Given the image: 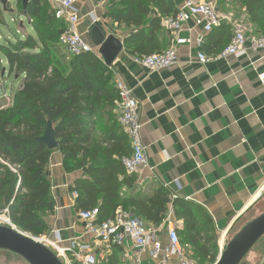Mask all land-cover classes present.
Segmentation results:
<instances>
[{
	"label": "crops",
	"instance_id": "1",
	"mask_svg": "<svg viewBox=\"0 0 264 264\" xmlns=\"http://www.w3.org/2000/svg\"><path fill=\"white\" fill-rule=\"evenodd\" d=\"M6 1L15 6V0ZM75 8L79 21L74 29L95 54L101 57L100 46L109 36L122 44L112 71L114 82L129 88L138 105L147 165L135 175L138 191L150 195L163 187L172 199L203 209L213 224L219 254L220 245L224 249L234 233L264 211V82L258 80L264 73V51L247 48L241 57L218 58L235 28L248 25L247 16L225 4L218 8L225 20L208 33L193 21L183 24L177 36L190 42L178 46L177 65L150 72L124 50L130 29L108 18V0H77ZM150 15L158 14L152 10ZM4 18L6 25L0 27L5 28L14 24L16 16L4 14ZM20 20L25 24L18 25L17 39L33 36L29 22ZM164 20L161 51L174 37L165 29ZM199 52L206 55L207 63H198ZM62 158L53 151L46 168L55 211L46 219L50 232L42 237L43 243L54 253L56 248L63 250L69 264H81L78 257L85 255L95 256L96 264L115 259L117 264H162L150 259L147 251L136 250L131 241L120 247L102 245L85 234L70 192L84 172L66 173ZM167 218L182 230L183 222L175 219L172 209ZM160 239L165 242L163 232ZM75 245L88 249L81 251ZM248 254L247 264H264V236Z\"/></svg>",
	"mask_w": 264,
	"mask_h": 264
},
{
	"label": "trees",
	"instance_id": "2",
	"mask_svg": "<svg viewBox=\"0 0 264 264\" xmlns=\"http://www.w3.org/2000/svg\"><path fill=\"white\" fill-rule=\"evenodd\" d=\"M206 1L221 4L223 0ZM226 1L244 12L256 33L264 35V0ZM14 7L6 1L4 12L0 0V25H6L4 14L25 18L34 35L0 44L8 75L23 77L12 99L0 103V215L32 237L49 234L46 219L54 214L55 203L46 168L57 151L66 173L84 172L70 187L71 193L78 194L76 212L96 208L103 221L121 208L158 228L172 209L175 219L183 222L182 230L176 228L181 246L197 264H215L217 237L204 210L172 199L163 187L145 195L138 191L136 176L125 172L121 160L130 156V147L116 123L119 94L112 69L95 53L70 56L66 52L59 43L65 25L55 19L47 1L27 0L24 9L21 0H15ZM152 10L158 15L151 17ZM176 13L173 0H108V18L130 29L123 47L136 58L161 52V23ZM47 122L58 143L55 150L38 142Z\"/></svg>",
	"mask_w": 264,
	"mask_h": 264
},
{
	"label": "built area",
	"instance_id": "3",
	"mask_svg": "<svg viewBox=\"0 0 264 264\" xmlns=\"http://www.w3.org/2000/svg\"><path fill=\"white\" fill-rule=\"evenodd\" d=\"M48 1L57 20L63 21L64 32L59 37V43L70 56H77L86 53H94L91 45L76 33L74 26L79 18L75 8L77 0H46ZM225 17L212 1L206 0H183L177 6V13L173 17L164 20V27L173 35L171 44L160 53L136 58L137 64L150 72H159L173 68L177 65V48L190 41L178 37L182 31V25L193 21L195 26H201L203 31L210 32L214 27H218ZM247 48L252 51H264V35L256 33L248 23L246 26L235 28L229 43L219 53L218 58L241 57L246 54ZM198 63L205 64L208 58L202 52L196 56ZM115 64L113 62L109 67ZM1 74V73H0ZM4 75V74H3ZM259 82H264V73L258 76ZM115 87L119 94V101L116 105V123L127 138L130 147V156L121 160V164L128 174L136 175L147 167L144 147L141 140V121L138 114V105L133 97L132 91L120 82H115ZM0 93L6 97L3 85L0 83ZM72 199L78 197L76 192L71 193ZM0 225L11 226L9 220L0 215ZM78 218L84 224V232L90 235L94 241L102 245L123 246L128 240L138 251H147L148 256L153 261L167 264L174 261V264H196L191 254L180 244L179 236L173 222L167 218L158 227H149L131 213L118 208L111 218L99 221L98 209L78 212ZM164 233L165 242L160 239V233ZM74 247V246H73ZM81 251H86L87 246L75 245ZM225 248V247H224ZM57 256L63 264H69L65 252L56 248ZM223 251L222 245L219 246V255ZM55 253V254H56ZM81 264H96L93 255L78 257ZM134 261L131 264H138Z\"/></svg>",
	"mask_w": 264,
	"mask_h": 264
},
{
	"label": "water",
	"instance_id": "4",
	"mask_svg": "<svg viewBox=\"0 0 264 264\" xmlns=\"http://www.w3.org/2000/svg\"><path fill=\"white\" fill-rule=\"evenodd\" d=\"M179 6L183 0H173ZM25 9L27 0H21ZM6 1L1 0L2 9L6 12ZM12 13L13 10H8ZM122 49L121 42L113 36L107 37L100 46L99 55L105 66L110 67ZM3 72L1 76H3ZM48 150H55L58 146L54 137L52 124L47 122L44 135L38 139ZM264 236V211L256 218L244 225L226 243L215 264H240L254 245ZM0 251L18 256L27 264H63L60 258L49 249L39 238L32 237L19 231L13 226L0 225Z\"/></svg>",
	"mask_w": 264,
	"mask_h": 264
},
{
	"label": "rangeland",
	"instance_id": "5",
	"mask_svg": "<svg viewBox=\"0 0 264 264\" xmlns=\"http://www.w3.org/2000/svg\"><path fill=\"white\" fill-rule=\"evenodd\" d=\"M224 3L229 5V1L223 0L221 4H217L218 8H224ZM231 6V5H230ZM12 9H15L14 6H12ZM11 17V16H10ZM22 23L25 24L24 20H18L15 19L14 20V24H8L7 27H0V44H4L5 45V39L7 38L8 41L10 42H15V40L17 38H20V36L17 34L16 30L18 29V25L20 27H22ZM1 55V54H0ZM0 69H6V72L4 73L3 76H1L0 74V83L3 85V88L6 92V97L2 96V93H0V103H8L9 100L12 99L13 95L16 93L20 83H21V79L20 78H14L13 75H8V65L6 64L7 62L0 57ZM1 217V216H0ZM236 233H234L235 235ZM233 235V236H234ZM42 239L43 238H39ZM230 240V239H229ZM49 248V247H48ZM50 249V248H49ZM188 251V250H187ZM189 254L190 251L188 252ZM248 255H246V257L242 260V262L240 264H247L248 261ZM192 256V255H191ZM0 264H27L24 260H22L21 258H19L16 255H13L11 253L5 252V251H0Z\"/></svg>",
	"mask_w": 264,
	"mask_h": 264
},
{
	"label": "bare ground",
	"instance_id": "6",
	"mask_svg": "<svg viewBox=\"0 0 264 264\" xmlns=\"http://www.w3.org/2000/svg\"><path fill=\"white\" fill-rule=\"evenodd\" d=\"M223 23V22H222ZM65 28V27H64ZM230 34H231V32H230ZM142 188V187H141Z\"/></svg>",
	"mask_w": 264,
	"mask_h": 264
}]
</instances>
